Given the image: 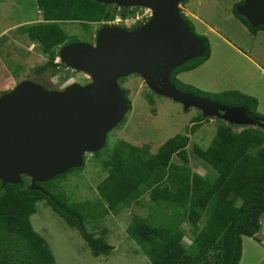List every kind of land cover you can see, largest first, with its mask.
<instances>
[{
	"label": "trees",
	"instance_id": "1",
	"mask_svg": "<svg viewBox=\"0 0 264 264\" xmlns=\"http://www.w3.org/2000/svg\"><path fill=\"white\" fill-rule=\"evenodd\" d=\"M241 3L237 0L233 5V16L251 35L264 31V27H250L235 13L234 7ZM35 5L41 21L27 26L24 35L41 45L47 56L44 65L51 69L59 66L53 63L56 50L76 41L67 38L59 23L77 22L82 30L92 23L105 27L104 22L114 17L110 9L118 10L121 16L137 9L91 0H35ZM179 15L190 32L203 42V53L170 73L169 80L175 89L219 105L244 107L248 117L262 127H236L217 120L209 146L192 148L194 155L215 171L211 182L192 173L187 166L186 134L193 133L199 122L208 120L199 116L186 133L168 138L153 154L146 145L134 147L122 140L115 142L102 164L105 176L95 186L97 195L93 201L69 200L49 181L35 183L36 189L28 190L24 176L21 186H0V264H54L44 240L30 227L29 218L38 201H43L68 228L77 232L92 257H98L108 255L111 247L101 236L86 231V221L116 215L137 205L144 195L151 214L145 218L133 216L126 234L141 248L149 264H238L240 237H252L258 231L259 217L264 211V115L256 112V100L252 97L236 91L201 92L175 79L176 74L197 67L209 56L206 38L196 35L180 12ZM6 73L0 64V95L14 87ZM123 92L129 111L127 91ZM173 157L178 162H172ZM83 159L81 166L73 170L82 168ZM202 218L204 222L198 227ZM181 224L190 229L188 246L182 242Z\"/></svg>",
	"mask_w": 264,
	"mask_h": 264
},
{
	"label": "rangeland",
	"instance_id": "2",
	"mask_svg": "<svg viewBox=\"0 0 264 264\" xmlns=\"http://www.w3.org/2000/svg\"><path fill=\"white\" fill-rule=\"evenodd\" d=\"M233 4L234 0H186L180 5L179 12L190 24L193 32L206 38L213 57L212 65H215L189 78L204 85L202 91L206 92L235 88L253 93L260 100L256 112L261 113L264 112V76L252 70L247 61L227 49L213 34V32L217 33L264 70V45L253 41L245 27L233 16ZM110 11L114 15H120L118 10L110 9ZM135 12L140 15L143 10L133 9L127 11L126 15ZM40 21L41 16L37 11L35 0H0V35L5 31L2 37L0 36V62L10 74L6 73V76L14 86L22 81H28L38 84L44 90H61L71 84L80 86L88 84L89 79L86 75L56 62L57 50L53 63L59 66L51 69L44 65L47 56L43 53V48L37 42L28 43L24 35L27 26ZM146 21L137 22L136 27ZM131 23L129 21L128 24ZM58 25L67 38L76 40L72 43L83 44H86V41H93L96 31L102 28L101 23L89 24L86 30H82L77 22H62ZM204 25L212 30H208ZM19 26L21 27L18 28ZM258 53L259 56H253ZM186 77L183 75L180 78L184 84ZM139 81L137 75H130L117 81L119 88L127 91L130 110L124 115L122 124L107 133L104 146L98 151L99 154L97 156L85 154L81 169L49 181L67 199L83 202L93 201L96 198L95 186L105 176L102 164L107 160L115 142L134 140L133 143L137 145L145 143L154 153L168 138L186 133L190 122L200 116L199 111L193 108L182 111L178 103L153 94ZM126 85L131 86L126 87ZM9 90L10 88L7 89ZM247 95L253 97L251 94ZM216 124L217 120L213 119L209 122L208 119L200 123L192 135L188 131L186 134L188 144L185 149L189 154L191 169L205 174L207 178L212 176L213 179L216 175L215 171L205 164L210 169V174L209 169L199 164L191 149L193 145L202 149L209 146L215 134ZM172 162L176 163L177 159L173 158ZM24 185H29L28 179ZM151 209L148 198L143 196L137 205H131L116 215L109 214L99 221L88 219L84 225L86 231L101 236L111 247L108 255L98 257L90 255L77 232L68 228L43 201L35 203V212L30 216L29 223L31 230L44 240L54 264H149L141 248L127 236L126 228L133 216L148 217ZM181 229L188 233L186 225H181ZM258 235L264 241V215L261 218ZM183 241L185 245L189 243L187 238H183ZM250 243L252 242L243 243L244 254L239 264H264L263 247ZM256 260L259 261L254 263Z\"/></svg>",
	"mask_w": 264,
	"mask_h": 264
},
{
	"label": "water",
	"instance_id": "3",
	"mask_svg": "<svg viewBox=\"0 0 264 264\" xmlns=\"http://www.w3.org/2000/svg\"><path fill=\"white\" fill-rule=\"evenodd\" d=\"M117 8L150 12L132 31L105 26L96 31L93 45L71 43L57 50L59 63L89 78L83 86L44 90L22 81L0 95V186H21V177L45 183L78 169L85 154L102 149L105 137L128 111L117 81L137 75L153 94L178 103L183 111H199L203 119H216L236 127L262 125L241 106L219 105L182 93L169 80L170 73L199 58L203 42L179 15L185 0H91ZM235 13L254 27H264V0H241Z\"/></svg>",
	"mask_w": 264,
	"mask_h": 264
},
{
	"label": "crops",
	"instance_id": "4",
	"mask_svg": "<svg viewBox=\"0 0 264 264\" xmlns=\"http://www.w3.org/2000/svg\"><path fill=\"white\" fill-rule=\"evenodd\" d=\"M237 2V0H234V4ZM233 4V5H234ZM233 7V6H232ZM39 13V12H38ZM196 16H194V18H195ZM32 24H34V23H32ZM203 24V23H202ZM205 26V25H204ZM21 26H19L18 28H20ZM208 30H212V28H210V27H207V26H205ZM17 28V29H18ZM5 31H3V32H1L2 34L4 33ZM1 34V35H2ZM213 34L218 38V40L227 48V49H230L234 54H236L237 56H239L240 58H242L243 60H245V61H247V64H248V66L252 69V70H254L255 72H257L260 76L262 75V76H264V70H262V68H260L258 65H256L254 62H253V60L250 58V57H248V56H245V55H243L242 53H240L233 45H231L230 43H228V41H226L225 39H223L221 36H219L217 33H214L213 32ZM0 35V36H1ZM248 35H249V37L254 41H257V42H259L260 44H263L264 45V31H258V32H256L254 35H251V34H249L248 33ZM2 37V36H1ZM27 39V38H26ZM27 41H28V43H32V42H30L28 39H27ZM239 49V48H238ZM260 55V53H258V54H256V55H253V56H259ZM212 62H213V57H212V53H211V50L209 49V56H208V58L203 62V63H201L200 65H198L197 67H195V68H193V69H191V70H188V71H182V72H179L178 74H176V76H175V79L177 80V81H179L180 83H182L181 81H180V78L183 76V75H186L187 77H186V84H184V83H182V84H184V85H188V86H191L192 88H194V89H196V90H198V91H201V92H206V91H202V90H204V85H202L201 83H199L198 81H196V80H193V79H191V78H189L190 76H192V75H195V74H197L198 75V73H200V72H203V71H205L206 69H210V68H212V67H214L215 65H212ZM0 64H1V67L7 72V70L3 67V65H2V63L0 62ZM8 73V72H7ZM9 74V73H8ZM10 75V74H9ZM139 83H143L142 82V80L140 79V81H139ZM144 84V83H143ZM140 85V84H139ZM131 85H126V87H130ZM145 86V85H144ZM140 88H142V85H140L139 86ZM236 90V92H238V93H240V94H243V95H246V96H249V95H247V94H251V95H253V97L252 98H254L255 100H256V109H258L259 108V98L255 95V94H253V93H249L248 91H246V92H244V91H241V90H238V89H235V88H232V89H227V90H221V91H215V92H206V93H220V92H224V91H235ZM249 97H251V96H249ZM167 99V98H166ZM170 100V99H169ZM181 109H182V107H181ZM190 109V108H189ZM188 110V109H187ZM186 110V111H187ZM183 111V110H182ZM259 112V114H261V115H264V112H261L260 113V111H258ZM196 119V118H195ZM213 120V119H212ZM211 119H209V122H211L212 121ZM216 120V119H215ZM203 121H201V122H199L198 123V125L200 124V123H202ZM192 125V122H190V126ZM189 126V127H190ZM198 128V127H197ZM196 128V129H197ZM195 129V130H196ZM195 132V131H194ZM193 132V133H194ZM193 133H191L190 135H192ZM189 135V136H190ZM188 137V136H187ZM130 140V139H129ZM134 142V140H131V141H128V140H126V143H128V144H130L131 146H134V147H141V146H144V145H146L147 147H149V145H147V144H145V143H142V144H139V145H137L136 143H133ZM188 144V143H187ZM195 145H193V147H194ZM192 147V148H193ZM198 147V146H197ZM202 149V148H201ZM204 149V148H203ZM186 151V150H185ZM148 152L150 153V154H153L152 153V149H150V147L148 148ZM191 153L193 154V156H195L194 155V153H193V151H192V149H191ZM174 158V157H173ZM172 158V159H173ZM186 158H187V166L189 167V169H190V171L192 172V173H194V174H197V175H199L200 177H202V178H204L206 181H208V182H211V181H213V178H212V176H211V178H207L206 177V175L205 174H200V173H198V172H195V171H193L192 169H191V164H190V161H189V154L186 152ZM195 158L197 159V161H199V164H201L203 167H206L207 169H209L205 164V162H203V161H201L200 159H198L196 156H195ZM178 162V161H177ZM204 163V164H203ZM210 167V166H209ZM209 172H210V174H211V171H210V169H209ZM145 196V195H144ZM143 197V196H142ZM141 197V198H142ZM141 198L139 199V201L141 200ZM149 205H150V203H149ZM164 210V208L161 210V212ZM159 214H161V213H159ZM162 215V214H161ZM264 215V211L262 212V214L260 215V217H259V229H258V231L252 236V237H245V236H241L240 237V259H239V261H238V264H239V262H240V260H241V258H242V255L244 254V245H243V243L245 242V241H247V242H252L254 245L255 244H258L259 246H260V248L261 247H263V253H264V241H263V239L258 235L259 234V232H260V222H261V218H262V216ZM156 217H157V215L155 216V219H156ZM203 222H204V218H202V220L198 223V227H200L202 224H203ZM181 225H186V224H181ZM181 225H180V228H181ZM187 226V225H186ZM183 230V229H182ZM187 230H188V233H186L185 231H183L184 232V237L183 238H187L188 240H189V243L188 244H186V246H188L189 244H190V237H191V233H190V229H189V227L187 226ZM182 242H184L183 241V239H182ZM252 243H250V244H252ZM259 260H256L254 263H257Z\"/></svg>",
	"mask_w": 264,
	"mask_h": 264
},
{
	"label": "built area",
	"instance_id": "5",
	"mask_svg": "<svg viewBox=\"0 0 264 264\" xmlns=\"http://www.w3.org/2000/svg\"><path fill=\"white\" fill-rule=\"evenodd\" d=\"M137 9H138V11L143 10V13L140 15L138 12H135L134 14H130V15H125V16L114 15V17L111 21L104 22V23L107 26L113 25V26H118V27H122V28H127L131 24L141 22L142 20L146 21L150 16L149 10L142 9V8H137ZM129 21H131L132 23L128 24Z\"/></svg>",
	"mask_w": 264,
	"mask_h": 264
},
{
	"label": "flooded vegetation",
	"instance_id": "6",
	"mask_svg": "<svg viewBox=\"0 0 264 264\" xmlns=\"http://www.w3.org/2000/svg\"><path fill=\"white\" fill-rule=\"evenodd\" d=\"M135 25H136V23L131 24L129 27H127V28H123V29L126 31V30L131 29L132 27H134L133 29H131V31H132V30H134V29L137 28V27H135ZM95 34H96V33H95ZM94 38H95V36L93 37V41H90V42L86 41L85 43L88 44V45H93V43H94ZM70 44H71V43H70ZM88 79H89V78H88Z\"/></svg>",
	"mask_w": 264,
	"mask_h": 264
},
{
	"label": "bare ground",
	"instance_id": "7",
	"mask_svg": "<svg viewBox=\"0 0 264 264\" xmlns=\"http://www.w3.org/2000/svg\"><path fill=\"white\" fill-rule=\"evenodd\" d=\"M56 62H58V63H59V60H58V58H56ZM11 89H12V88H11ZM11 89H10V90H11Z\"/></svg>",
	"mask_w": 264,
	"mask_h": 264
}]
</instances>
